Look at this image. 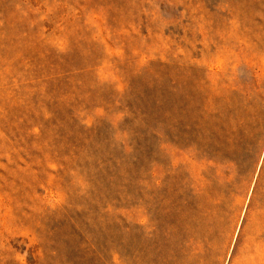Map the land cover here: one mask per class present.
<instances>
[{"label": "rangeland", "instance_id": "rangeland-1", "mask_svg": "<svg viewBox=\"0 0 264 264\" xmlns=\"http://www.w3.org/2000/svg\"><path fill=\"white\" fill-rule=\"evenodd\" d=\"M0 264H264V0H0Z\"/></svg>", "mask_w": 264, "mask_h": 264}]
</instances>
